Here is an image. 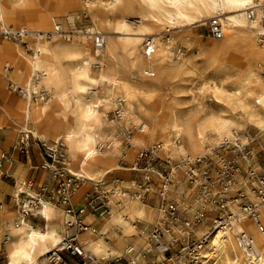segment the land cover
I'll use <instances>...</instances> for the list:
<instances>
[{
	"label": "bare ground",
	"instance_id": "6f19581e",
	"mask_svg": "<svg viewBox=\"0 0 264 264\" xmlns=\"http://www.w3.org/2000/svg\"><path fill=\"white\" fill-rule=\"evenodd\" d=\"M82 17L89 19L83 33L76 26ZM214 18L220 20L224 37L211 45L200 35H172L180 28L207 26ZM2 30L27 34L17 43L0 35V131L11 130L18 138L31 131L54 151L63 145L65 170L82 180L75 198L92 185L110 195L108 204L93 200L87 205L89 228L78 236L100 264L126 262L131 248L139 264L164 258L150 240L166 216L142 201L153 183L110 182L124 169L125 135L136 153L145 146L159 148L173 176V162L199 159L225 142L242 139L259 143L263 154L255 150L245 165L262 169L264 0H251L246 7L225 0H0ZM187 77L199 82L197 92L187 85ZM198 97L208 99L210 106L201 109L195 103ZM136 131L140 135L132 139ZM124 170L140 171L137 166ZM149 172L164 182L163 174ZM46 173L50 186L52 173ZM243 176L258 207L259 224L231 207L236 218L230 227L211 233L201 253L204 264H264V203ZM14 181L11 194L17 210L0 206L4 264H12L15 246L33 233L34 264H49V255L63 252L62 241L73 234L66 212L43 203L24 218L18 210L20 194L36 195L25 176ZM133 188L134 200L126 199L124 193ZM103 207L109 212L105 220L97 215ZM35 218L41 223L35 224Z\"/></svg>",
	"mask_w": 264,
	"mask_h": 264
},
{
	"label": "built area",
	"instance_id": "2783aa9c",
	"mask_svg": "<svg viewBox=\"0 0 264 264\" xmlns=\"http://www.w3.org/2000/svg\"><path fill=\"white\" fill-rule=\"evenodd\" d=\"M252 18L253 14H249ZM211 37L220 41L224 37V31L220 20L214 18L209 21ZM56 33L60 30L57 28ZM27 32L16 30H2L0 35L3 39L11 42H21ZM52 34H48L50 39ZM102 42L96 40V45L101 46ZM150 53L148 49V54ZM35 147L40 149L41 166L44 172L51 171V189L48 185L39 186L35 192L36 197L29 196L22 192V205L19 207L24 218H29L34 212L40 209L43 203L63 207L66 216V226L73 231V234L66 237L61 243L63 252L79 264H100L96 258L79 243L78 236L89 228L86 221L87 205L93 201L91 195L87 194L83 201L86 206L77 208L75 195L82 185V180L65 170L63 163L64 146L59 144L56 151L46 148L39 140L34 138L31 131L22 132L17 141V150L29 158ZM231 150V151H227ZM160 149L141 148L137 153V160L143 164L140 172H143L145 183H151L150 169L160 172L164 168H171L170 163L159 156ZM256 153L251 140L237 142L236 144L223 143L216 151L199 159L184 160L174 167L175 174L178 170L183 181L172 180L170 176L164 175L162 191L159 196L165 202L163 213L165 218L160 222L152 236L153 247L164 256L163 260L151 261L150 264H204L205 260L201 253L206 248L211 233L214 230H224L231 226L236 216L232 213L231 207L238 208V213L247 214L258 223L257 206L250 200L243 182V170L241 167ZM4 159V156H2ZM57 168L52 170V166ZM136 166V165H135ZM140 170V169H139ZM161 173V172H160ZM162 174V173H161ZM247 177L252 184V190L261 203H264V167L260 170H248ZM246 176V175H245ZM3 178H9V174L3 172ZM179 176H176L178 178ZM183 182V192L172 193L173 184ZM27 188L33 190V183L29 182ZM191 190L198 194V200L193 202L189 198ZM171 192V193H170ZM170 197V201H166ZM161 204V205H162ZM100 219L109 215L104 210L98 211ZM208 223H211L208 226ZM248 237L241 236L244 244ZM251 243V242H250ZM63 252H56L49 255V264H67ZM129 258L125 263L115 264H139L135 250L130 249Z\"/></svg>",
	"mask_w": 264,
	"mask_h": 264
},
{
	"label": "rangeland",
	"instance_id": "374dc122",
	"mask_svg": "<svg viewBox=\"0 0 264 264\" xmlns=\"http://www.w3.org/2000/svg\"><path fill=\"white\" fill-rule=\"evenodd\" d=\"M111 19L113 21H115L117 19V16H113V17H111ZM88 21H89V19L82 17L81 20L79 22H77L76 26H78V29H80V32L81 33H83V30L85 29V26L88 25V23H89ZM189 33L190 34H195V35H200L201 36V39H202V42L205 43V44L207 43L206 45H211V43H213V42L215 43V40L210 35L209 22H208L207 26H204V27H199L198 28V27L193 26V27H187V28L177 29V30H175V31L172 32V35L173 36H178V35L189 34ZM199 65H201V64H199ZM186 80H187V82H186L187 85L191 86L193 88V90L195 92H197V88H198L199 82L198 81H194L193 78H191V77H187ZM186 97L189 98L188 95H186ZM195 103L201 109H206V108H208L210 106L209 105V100L208 99H205V98H202V97H198V99L196 100ZM111 116L113 118V115H111ZM133 135H132V139L133 138H137L140 135V133L138 131H136V133L134 132ZM252 135H253V137L256 136L255 133L252 134ZM128 140L129 139L125 135V139H124L123 147L122 148L124 149V151H126L127 158H123V164L121 166L124 169H127V168L128 169L129 168L131 169L132 167L134 168V167L137 166V169H140V171H141L142 168H143V164L137 160V156L138 155H137L136 152L133 151V147H132L131 143ZM247 140L248 139H242L241 142L243 143V142H246ZM252 143H253L254 149L256 151L257 150H260L259 151V155H262L263 152H262V148L259 145V143L256 142V141H252ZM35 148L36 149H39L38 147H35ZM144 148L147 149L146 146ZM217 150H218V148H216V150H214V151L217 152ZM227 151H231V150H227ZM159 156H160V154H159ZM262 161H263V164H262V168H263L264 167V156H262ZM247 162H248V160H247ZM179 163H180V161H176V162H173L172 165L174 167H176ZM124 169H122V170L116 172L114 175H112L110 182H113L115 180H126L128 183H131L132 181H134V182H137L140 185H144L145 184V181H144V178H143L144 177L143 176V172H140V171H130V170H124ZM241 169L244 170V174L243 175H246V176H247L246 172H248V170H253L252 167L249 164H248V166H246L244 164L241 167ZM170 170H171V168H164V169L160 170V172L162 174L164 173V175L166 176V175H168L170 173ZM5 172L8 173V174H11L9 171H5ZM154 176H155L154 178L151 176V183H153V186H150L148 188V189L151 190V192L142 193L143 194L142 201L146 205H149V206L152 205V206L156 207V209L162 211L163 208H165V202L163 200V204H162V200H161L159 194L162 191V186H163L162 183H163V180L157 174H155ZM170 176H173V174L171 173ZM176 176H179V177L175 179ZM172 180L183 181L182 175H181V173L178 170H176V174L172 177ZM29 181L33 183V190H34L33 192H36V190L38 188V185H36V183L32 179H29ZM42 185H40V186H42ZM182 186H183V182H181V184H179L178 182H176L175 184H173V186L171 187L172 193L176 194V193H178V191L179 192L180 191L183 192L184 189L182 188ZM51 187H52V185H50L48 187V190H50ZM13 188H14V186H13ZM13 188L11 189V191L13 190ZM135 192H136V189H134V188L133 189H129L126 193H124V196L128 200H134V193ZM190 192H192V194H196V191H192L191 190ZM87 194H90L91 195V199L92 200H96V202H98L99 204H101L103 202H106L107 204L110 203V195L109 194L102 193L101 187H95L94 185H92L87 190H85L79 197H76L75 198V202H76V207L77 208H79L81 206L87 205V203L85 201H81L82 197L84 199ZM99 196L101 197V200L100 199L97 200V198H99ZM191 196L192 195H190L189 198L193 202H194V199H198V197H199V196L198 197H196V196H192L191 197ZM154 201H155V203L153 204ZM166 201L168 203V201H170V197H167ZM104 210H106L105 207L101 208L100 209V212H103ZM88 212L89 211H87V215L88 216H91L90 214H88ZM163 215L165 216L164 213H163ZM108 216L109 215H105V218H102L101 220L108 219ZM210 225H211V223H208V226H210ZM156 227H158V226L156 225L154 227V230H155ZM150 241L152 242V240H150ZM63 257H64L65 261H67L68 263H71L72 262V260L70 261V259L67 258L68 257V254H63ZM156 260L161 261V260H163V258H158ZM0 263L1 264L4 263V258L3 257L0 258ZM77 263H79V261H77ZM115 263L116 262L112 261L110 264H115ZM120 263H125V262L124 261H121Z\"/></svg>",
	"mask_w": 264,
	"mask_h": 264
},
{
	"label": "crops",
	"instance_id": "0c3cea01",
	"mask_svg": "<svg viewBox=\"0 0 264 264\" xmlns=\"http://www.w3.org/2000/svg\"><path fill=\"white\" fill-rule=\"evenodd\" d=\"M17 141L18 137L13 131L7 129H2L0 131V154L4 156V159L2 156L0 157V206L3 204L8 212L17 210L14 206L11 194V189L13 188L15 182L14 179H20L25 176L27 180L32 179L38 187L44 183L45 185H48L49 183L48 173L44 172L40 168L42 161L40 158V149L34 148L31 156L29 158H25L17 150ZM5 171H9L11 173L9 174V178L1 177V174ZM83 200L84 199L82 197L81 201ZM34 220L35 224L41 223L38 218H35ZM86 221L88 222L87 219ZM1 257L4 258L3 250H0V258ZM67 258L70 257L68 256ZM70 260H72L73 264L77 263V261L72 258H70Z\"/></svg>",
	"mask_w": 264,
	"mask_h": 264
},
{
	"label": "clouds",
	"instance_id": "9594fccd",
	"mask_svg": "<svg viewBox=\"0 0 264 264\" xmlns=\"http://www.w3.org/2000/svg\"><path fill=\"white\" fill-rule=\"evenodd\" d=\"M23 231V229L19 230ZM37 237L33 233L27 240L22 241L21 243L15 246L14 251L12 252V264H34V261L31 256V249L34 247V243Z\"/></svg>",
	"mask_w": 264,
	"mask_h": 264
},
{
	"label": "snow or ice",
	"instance_id": "6c2138e0",
	"mask_svg": "<svg viewBox=\"0 0 264 264\" xmlns=\"http://www.w3.org/2000/svg\"><path fill=\"white\" fill-rule=\"evenodd\" d=\"M21 2H23V0H21ZM148 2H152V0H148ZM225 2L231 3V4H237L241 7H246L247 5H249L251 3V0H225ZM79 91L83 93V92H87L88 89L80 88ZM41 239H43V237H41Z\"/></svg>",
	"mask_w": 264,
	"mask_h": 264
}]
</instances>
